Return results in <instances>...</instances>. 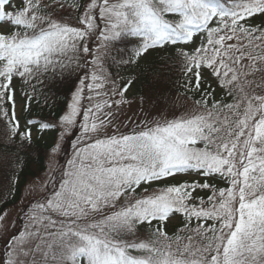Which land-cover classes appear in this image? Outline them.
<instances>
[{
  "label": "snow or ice",
  "instance_id": "snow-or-ice-1",
  "mask_svg": "<svg viewBox=\"0 0 264 264\" xmlns=\"http://www.w3.org/2000/svg\"><path fill=\"white\" fill-rule=\"evenodd\" d=\"M168 85L191 107L163 113ZM0 126L6 149L79 131L0 264H264V0H0Z\"/></svg>",
  "mask_w": 264,
  "mask_h": 264
},
{
  "label": "trees",
  "instance_id": "trees-1",
  "mask_svg": "<svg viewBox=\"0 0 264 264\" xmlns=\"http://www.w3.org/2000/svg\"><path fill=\"white\" fill-rule=\"evenodd\" d=\"M120 69L122 68L115 67V70ZM172 88H174V86H167V90H171ZM44 90L47 97V104L45 105L44 103V96L38 95L40 103L34 104L35 110L39 112L38 117L43 118L45 121H55L66 111V105L70 99V84ZM137 90L139 92H144L146 90L143 76L138 80ZM3 137L4 135L0 136V214L5 211L6 207L15 204L22 193L24 182L30 178L37 177L43 172L48 152L46 146L38 142H34L26 149H17L15 146L6 149ZM73 140L74 136L71 133L64 137L63 143L65 149L70 147ZM17 151H19L21 163L20 165L13 164L10 166L9 161L14 160ZM14 168L19 176V183L15 186L10 183V177L12 176ZM21 168L22 171H20ZM10 189L12 191L11 195L9 194ZM173 228L174 227L168 230L171 231Z\"/></svg>",
  "mask_w": 264,
  "mask_h": 264
},
{
  "label": "rangeland",
  "instance_id": "rangeland-1",
  "mask_svg": "<svg viewBox=\"0 0 264 264\" xmlns=\"http://www.w3.org/2000/svg\"><path fill=\"white\" fill-rule=\"evenodd\" d=\"M35 139H38V140H40V141H43V142L46 143V144H49L50 141H51V138H50L49 136H44V137L36 136ZM11 218H12V216L9 214V215L6 216V218H5L4 221H7V220H9V219H11Z\"/></svg>",
  "mask_w": 264,
  "mask_h": 264
}]
</instances>
